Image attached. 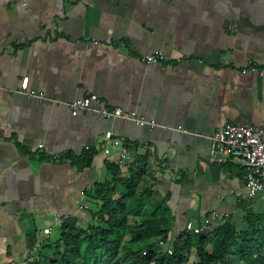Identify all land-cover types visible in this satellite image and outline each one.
<instances>
[{"label":"crops","instance_id":"obj_1","mask_svg":"<svg viewBox=\"0 0 264 264\" xmlns=\"http://www.w3.org/2000/svg\"><path fill=\"white\" fill-rule=\"evenodd\" d=\"M156 51L170 60H142ZM251 62L264 64V0H0V264L40 257L33 241L57 240L63 224L87 229L100 205L88 192L112 177L108 165L143 173L147 153L170 239L212 212L208 231L264 213L243 164L210 156L226 123L264 125V75ZM90 93L156 125L72 115L65 102ZM87 149L88 167L52 159Z\"/></svg>","mask_w":264,"mask_h":264},{"label":"trees","instance_id":"obj_2","mask_svg":"<svg viewBox=\"0 0 264 264\" xmlns=\"http://www.w3.org/2000/svg\"><path fill=\"white\" fill-rule=\"evenodd\" d=\"M96 152L87 149L79 158L66 153L62 160L88 167ZM141 160L145 171L131 169L126 176L109 164L112 177L88 192L100 202L88 228L63 224L57 240L39 243L42 253L32 264H264V213L247 214L243 228L227 220L208 232L184 230L173 240V253L166 252L159 241L170 238L172 213L144 179L152 171L151 155ZM193 251L198 260L190 263Z\"/></svg>","mask_w":264,"mask_h":264},{"label":"built area","instance_id":"obj_3","mask_svg":"<svg viewBox=\"0 0 264 264\" xmlns=\"http://www.w3.org/2000/svg\"><path fill=\"white\" fill-rule=\"evenodd\" d=\"M142 60L148 64L165 63L170 60L169 56L161 51L152 52L142 56ZM248 69L259 72L264 75V64L259 65L250 63ZM26 85L23 89H26ZM28 94L40 98H45L43 94L36 91H26ZM65 104L71 111L72 115L76 116L80 112L94 111L103 118H123L127 120L135 121L140 125H156V121L147 120L143 117H139L135 112H129L121 107L109 106L100 96L97 94H87L85 96L76 98L71 101H66ZM108 139L113 138V132L108 131L106 134ZM210 156L214 159L222 158L230 159L236 162H240L245 167L244 180L249 188L250 196L260 194L264 199V125H251L245 126L235 123H226L219 130H217L211 137ZM122 144V156L123 160H128L127 155L128 143L124 138H117ZM105 152L109 153L110 149L105 148ZM219 154L221 156H219ZM63 158V154H55L52 159L60 161ZM222 158H219L222 160ZM217 213L212 212L205 218L204 222L199 226H195L192 222L186 225L187 231L195 233L208 232L213 219L216 218ZM48 232V229L46 230ZM42 240L39 241V243ZM173 240H161L160 245L168 253H173L172 248ZM32 257L24 259L21 264H32Z\"/></svg>","mask_w":264,"mask_h":264},{"label":"rangeland","instance_id":"obj_4","mask_svg":"<svg viewBox=\"0 0 264 264\" xmlns=\"http://www.w3.org/2000/svg\"><path fill=\"white\" fill-rule=\"evenodd\" d=\"M137 219H134V221H136ZM54 237H56V236H52V238H54ZM161 241V240H160ZM159 241V242H160ZM131 257L130 256H128L127 257V259H130ZM198 260V257H197V255H196V252L195 251H193L192 253H191V256H190V260H189V262L190 263H192V262H194V261H197ZM152 264H157L156 262H153Z\"/></svg>","mask_w":264,"mask_h":264}]
</instances>
